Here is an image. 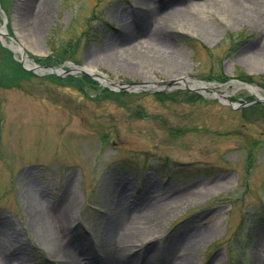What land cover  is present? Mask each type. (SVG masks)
Listing matches in <instances>:
<instances>
[{
	"label": "rangeland",
	"instance_id": "obj_1",
	"mask_svg": "<svg viewBox=\"0 0 264 264\" xmlns=\"http://www.w3.org/2000/svg\"><path fill=\"white\" fill-rule=\"evenodd\" d=\"M148 1L0 0V25L13 38L0 34V264H68L37 230L35 212L67 235L78 264H141L142 253L146 264H264V101L226 102L256 98L236 81L264 97V0L248 18L226 0H189L170 19L159 14L168 0ZM126 26L166 44L154 51L169 53L170 64L149 66L136 49V59L122 54ZM112 42L119 52L102 58ZM18 43L30 61L60 72L22 69L8 47ZM74 66L160 85L117 91ZM108 189L126 207L150 203L163 213L128 238L133 244L125 235L124 253H140L130 262H114L118 243L103 261V230L116 210ZM29 193L40 212L29 209ZM121 230L113 228L110 245ZM168 242L176 243L169 255Z\"/></svg>",
	"mask_w": 264,
	"mask_h": 264
},
{
	"label": "bare ground",
	"instance_id": "obj_2",
	"mask_svg": "<svg viewBox=\"0 0 264 264\" xmlns=\"http://www.w3.org/2000/svg\"><path fill=\"white\" fill-rule=\"evenodd\" d=\"M139 1L142 5H147L149 3L148 0H137ZM227 2H229V4H227L226 2H224L223 6L225 9L229 10L230 12L233 13V15L237 16V17H247L248 18V13H249V9L250 8H254L256 5H258L261 0H226ZM169 4V10L167 12H164L163 14L159 13L161 15L162 18L165 17H169V19L174 15V11L176 9L175 6L178 5L179 7L181 6H185V4H187L188 2H190L189 0H168L167 1ZM232 7V10L230 9V7ZM185 10V9H184ZM184 10H181L184 11ZM180 12V10H178L176 13ZM154 12H150V14H152ZM172 13V14H171ZM148 15V14H147ZM146 15V16H147ZM159 16V15H157ZM146 18V17H145ZM194 25V27H196L197 29L203 30V32L209 31L207 29V26L204 22H202L203 18H199L196 16L193 17H189L188 18ZM125 28H127V33L123 34L120 37L119 43L117 44L116 42H112L108 45L104 44L102 47L104 48V52L105 54H103L102 58H108L109 57H115V54L118 53L119 51H112V50H116V44L118 46V48L122 49L120 50L122 52V54L124 53L125 55H129L132 57V59H136L138 56H140L139 54H137L135 52V49L138 51H142L143 55H141L142 59L147 62L149 64V66L152 67H162L165 68L167 67L168 64H170L171 60L169 58L170 54H163L167 51L168 46L166 44H163L162 42L153 40V38H148L147 35L145 34H138L139 32L135 33L132 30H128L129 28L126 26ZM0 30L4 31L5 28L4 27H0ZM124 46V47H123ZM107 49V51H106ZM133 49V51H132ZM155 50H162L161 52L163 53H159L157 54L159 51L155 52ZM256 59V58H255ZM131 61L127 62L126 66H129L131 69H136V65L130 63ZM187 80V79H185ZM191 86L193 87H201L202 85H205V83H199L197 81L194 80H190ZM247 88V87H246ZM248 90L252 91L253 88H247ZM253 92L256 93V91L253 90ZM257 94H259L257 92ZM29 196V201H28V207L29 209H33L36 211H41V206L39 203H35V197L34 195H31L30 193L28 194ZM180 196V195H179ZM178 196V197H179ZM104 197L115 203V213L112 216V220L109 219V221L107 223H105V227L103 230V236H102V247L105 249L104 252L105 254L103 255V261L107 262L108 260L112 261L113 258V254L116 255V251L118 252V256H117V260L114 262H118L120 260H124L126 262H130L131 260H134L136 257V254H140L137 251H132L131 254H127L124 252H129L131 251L130 248L125 249L123 248V241L130 238V237H136V236H143L146 234L147 230L151 229V227L149 226V221H151L152 219H156L159 216H161L162 210L160 208H158L157 205H152L150 203H146L144 204L145 206L140 209V210H135V209H131L130 207H126L123 204H121L120 198L118 197V195H115L114 193H110V190H107V193L104 195ZM37 202H39L37 200ZM66 203V205H65ZM65 203L63 204V210H69L71 208V202L70 199H65ZM37 214H35V218H33V222H35V225L37 224L38 226L36 227L37 230H39L41 233L45 234V239L47 241V243L50 245L51 248H53L55 250V252L57 253H61L65 256V260L66 262H68V264H78V262L72 258V255L70 253L74 252V248L71 244H69V241H66V234L65 235H60V233L58 232L59 229L56 228L55 230H50L49 226H46L45 223L46 221L41 217L38 212H35ZM34 216V215H33ZM40 228V229H39ZM113 228H118V229H122L119 234L117 236H115L114 238H116V240L113 238V241L111 243V245L108 243L109 239H110V234L111 231L113 230ZM121 233V234H120ZM125 235H128V237L126 239H123L124 237H126ZM62 238H61V237ZM130 239L126 240L124 243H128V244H133L134 241H132ZM113 243H118L116 251L115 249H113ZM4 242L2 240H0V253L4 251H6V247H4ZM133 246V245H132ZM167 255H169L170 250L176 248V243H172V242H168L167 244ZM73 249V250H72ZM110 251H109V250ZM123 252V255H121ZM143 255V256H142ZM166 255V257H167ZM123 256H125V258H123ZM165 256V254H164ZM146 258L147 256L145 255L144 257V253L141 254V264H146ZM123 262V261H121Z\"/></svg>",
	"mask_w": 264,
	"mask_h": 264
},
{
	"label": "water",
	"instance_id": "obj_3",
	"mask_svg": "<svg viewBox=\"0 0 264 264\" xmlns=\"http://www.w3.org/2000/svg\"><path fill=\"white\" fill-rule=\"evenodd\" d=\"M0 34H4L5 35V32H2L0 31ZM10 37V36H9ZM20 54H21V64L24 68L26 69H29L33 72H37L38 69L39 70H42V71H48V72H51V71H60L59 68H54V66H46V65H36L35 63H32V64H28L26 63V58H27V55L26 53L23 51V49H20ZM72 71H78V72H81V73H85L89 76H91L92 78L96 79L99 83H102L103 85L107 86L108 88L110 89H117V90H147V91H150V88L151 87H154L156 85H160V83H156V84H152V83H134V82H130V83H124V82H113L109 79H106L105 77L97 74L96 72L92 71V70H88V69H85L84 67H77V66H74V68L72 69ZM181 82L185 81V79H180ZM195 81V80H194ZM237 83H239V85H242L244 87H247V88H253L254 91H256L255 93V96H256V99L254 100H251V101H248V102H244V103H232L231 101L227 100L228 104L231 106V107H241V106H244V105H247L251 102H254V101H264V97L260 94H257L258 92V88L255 87V86H251V85H248L244 82H239V81H236ZM199 83H202V82H199ZM168 83H161V85H167ZM144 87V88H143ZM154 90V89H153ZM252 90V91H253ZM223 97H225V95H222Z\"/></svg>",
	"mask_w": 264,
	"mask_h": 264
}]
</instances>
